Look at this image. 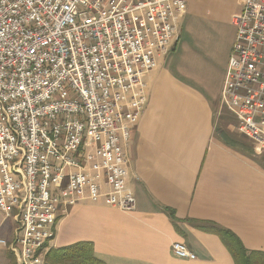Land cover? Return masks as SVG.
I'll use <instances>...</instances> for the list:
<instances>
[{
    "label": "built area",
    "instance_id": "built-area-1",
    "mask_svg": "<svg viewBox=\"0 0 264 264\" xmlns=\"http://www.w3.org/2000/svg\"><path fill=\"white\" fill-rule=\"evenodd\" d=\"M240 1L222 100L260 148L264 0ZM186 13V0H0V211L19 218L16 264L44 263L62 203L136 210L123 144Z\"/></svg>",
    "mask_w": 264,
    "mask_h": 264
},
{
    "label": "crops",
    "instance_id": "crops-1",
    "mask_svg": "<svg viewBox=\"0 0 264 264\" xmlns=\"http://www.w3.org/2000/svg\"><path fill=\"white\" fill-rule=\"evenodd\" d=\"M186 2L169 53L143 76L148 102L123 144L136 210L62 203L47 253L91 242L106 264H235L216 233L223 230L254 264H264V143L257 148L239 132L238 117L222 100L243 5ZM0 213V239L12 242L16 221ZM175 242L197 259L174 257ZM8 249L0 257L16 263Z\"/></svg>",
    "mask_w": 264,
    "mask_h": 264
},
{
    "label": "trees",
    "instance_id": "trees-1",
    "mask_svg": "<svg viewBox=\"0 0 264 264\" xmlns=\"http://www.w3.org/2000/svg\"><path fill=\"white\" fill-rule=\"evenodd\" d=\"M171 219L175 220L174 213L169 211ZM229 252L233 256L235 264H254L252 257L247 252L240 240L230 232L216 230ZM44 264H106L97 258L94 245L91 242H79L59 249H50L46 255Z\"/></svg>",
    "mask_w": 264,
    "mask_h": 264
},
{
    "label": "bare ground",
    "instance_id": "bare-ground-1",
    "mask_svg": "<svg viewBox=\"0 0 264 264\" xmlns=\"http://www.w3.org/2000/svg\"><path fill=\"white\" fill-rule=\"evenodd\" d=\"M11 217H13V219H15L16 224L19 227V218H18V216H11ZM52 240H53V235H44V237H43V246H45L47 242L52 241ZM15 242H16V237L13 240V242H8L7 240H4V249L5 248H9L10 250H12V252L15 253V256H16V259H17V249L15 247Z\"/></svg>",
    "mask_w": 264,
    "mask_h": 264
},
{
    "label": "rangeland",
    "instance_id": "rangeland-1",
    "mask_svg": "<svg viewBox=\"0 0 264 264\" xmlns=\"http://www.w3.org/2000/svg\"><path fill=\"white\" fill-rule=\"evenodd\" d=\"M3 220V215H2V213H0V222ZM17 226V228H18V225H16ZM3 236V229H0V237H2ZM13 242V241H12ZM10 250V249H9ZM12 251V250H11ZM14 253V252H13ZM14 255H15V253H14ZM12 257V256H11ZM8 258L10 259V261L8 260V264H16L15 263V261H14V259H13V257L12 258H10V256H8ZM15 258H16V256H15ZM4 261H6V259H5V257H2V255H1V257H0V264H3V262ZM4 264H5V262H4Z\"/></svg>",
    "mask_w": 264,
    "mask_h": 264
}]
</instances>
